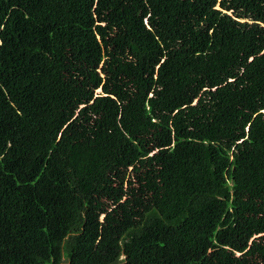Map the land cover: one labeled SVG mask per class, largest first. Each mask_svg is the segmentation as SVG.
<instances>
[{
    "label": "trees",
    "instance_id": "trees-1",
    "mask_svg": "<svg viewBox=\"0 0 264 264\" xmlns=\"http://www.w3.org/2000/svg\"><path fill=\"white\" fill-rule=\"evenodd\" d=\"M0 264H264V0H0Z\"/></svg>",
    "mask_w": 264,
    "mask_h": 264
}]
</instances>
